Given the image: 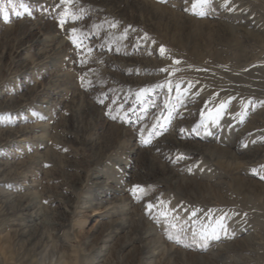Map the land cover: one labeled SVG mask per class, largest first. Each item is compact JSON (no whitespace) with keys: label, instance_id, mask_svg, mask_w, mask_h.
<instances>
[{"label":"rangeland","instance_id":"rangeland-1","mask_svg":"<svg viewBox=\"0 0 264 264\" xmlns=\"http://www.w3.org/2000/svg\"><path fill=\"white\" fill-rule=\"evenodd\" d=\"M194 2L76 0L81 18L62 27L61 0H0V264H82L85 243L94 264H140L141 223L174 252L152 264H264V198L236 181L264 185V0H208L203 16ZM201 26L221 33L210 43ZM10 196L34 205L17 211ZM115 221L125 230L106 251ZM249 238L255 252L239 251Z\"/></svg>","mask_w":264,"mask_h":264},{"label":"bare ground","instance_id":"bare-ground-1","mask_svg":"<svg viewBox=\"0 0 264 264\" xmlns=\"http://www.w3.org/2000/svg\"><path fill=\"white\" fill-rule=\"evenodd\" d=\"M147 7V6H146ZM155 9V8H154ZM147 10V9H146ZM161 10V9H160ZM168 13V12H167ZM163 14V13H162ZM162 25V24H161ZM219 25V24H218ZM191 26V25H190ZM189 26V27H190ZM206 26V25H205ZM219 28H221L222 26L219 25ZM225 27V26H224ZM169 28V27H168ZM201 28L203 29L202 34L207 33L208 34V38L210 39L209 42L213 43V39L214 36H216L215 34L217 33L219 35L220 30L214 29L213 30H208L207 28H205L204 26H201ZM223 28V27H222ZM197 29V28H196ZM205 29V30H204ZM224 29V28H223ZM226 29V27H225ZM179 30V28H178ZM228 30L233 33L234 31L231 28H228ZM202 31V30H201ZM227 31V30H226ZM168 32V31H167ZM183 32V31H182ZM181 32V33H182ZM169 34L171 33L170 31L168 32ZM179 33V32H178ZM221 33V32H220ZM175 34V33H174ZM180 34V33H179ZM201 34V33H200ZM234 34V33H233ZM249 34V33H248ZM178 35V34H176ZM206 35V34H205ZM225 36V35H224ZM228 36V35H227ZM257 36V35H256ZM204 38V37H202ZM218 37H216L217 39ZM219 39V38H218ZM215 40V39H214ZM217 41V40H216ZM207 42V40H206ZM209 46V44H208ZM78 126V125H77ZM87 128V127H86ZM117 131V128H116ZM115 131V132H116ZM111 132V131H110ZM113 132V131H112ZM114 133V132H113ZM115 134V133H114ZM115 136V135H114ZM119 137V136H117ZM208 148V147H207ZM212 149H206V155L208 154L211 158L216 159L217 158V153L220 154L219 159L220 163L222 165H225L226 163L232 168V167H237L238 165H242L241 161L242 159L239 158L234 152L230 151V150H222V151H218V150H212L214 153H212L211 151ZM237 181V193L240 194L244 191H247L248 194H252L254 198L258 199L261 201L262 197L264 198V185L262 184H256L253 183L251 181H247L243 178L238 177L236 179ZM180 182V181H179ZM189 183V182H188ZM212 189V188H210ZM10 200V203L14 204L17 207V211L21 210V211H27L30 208H32L33 201L32 199L30 200L29 197H7ZM247 198L249 200H252V198L249 196H247ZM5 203L7 204V201H5ZM238 208L240 210H249L247 209V207L245 204H237ZM41 214V213H40ZM39 216V212H35L33 214V216L30 217H34V218H38ZM65 219V218H64ZM42 220V219H41ZM44 221V220H43ZM54 221V220H53ZM58 222V221H57ZM50 223V222H49ZM113 224V230L111 232H109L108 237L106 238V240L104 241V247L107 248L106 251H108V248L111 247V242L113 241L112 236L114 234H118L120 231H122L123 229L125 230V224L123 223V221H115V222H111ZM118 225V226H117ZM26 226V225H25ZM28 226V225H27ZM57 226H64L63 223H57ZM24 227V226H23ZM31 227V226H30ZM129 227V226H128ZM27 228V227H26ZM42 228V227H40ZM130 228H133V231H138V234L135 235L134 240L139 242V263L140 264H152V261L155 259V254H160L163 252V254L165 255V259H167V261H170L173 259V254L174 252H172L171 250H166L165 248L160 246V239L156 238V234L154 232V230L152 228H150L149 226L141 223L139 225L136 226H130ZM28 229V228H27ZM30 229V228H29ZM41 229H39L40 232ZM129 230V229H128ZM28 231L24 230L21 234H18L17 236L21 237V236H26V233ZM30 232V231H29ZM39 232H37L35 235L32 236H28V241H29V246L31 247V250L33 252V255L35 256L36 254L39 253L40 249L44 246V242L42 241V237H40ZM134 234V232H133ZM130 236V235H129ZM5 237V236H4ZM13 238V237H12ZM22 240V239H21ZM104 240V239H103ZM3 242V241H2ZM103 242V241H102ZM131 242H133L131 240ZM27 243V242H26ZM89 243V242H88ZM254 239L253 238H249L246 241H243L240 244L239 247V251L245 253V252H250V253H254L255 252V246L254 245ZM22 245V244H21ZM3 247V246H2ZM23 247V246H22ZM47 247V246H45ZM84 258H83V263L82 264H94V257L96 256V252L95 251V246H89L87 243L84 244ZM104 250V249H103ZM157 251V253H156ZM165 251V252H164ZM31 252V253H32ZM100 253V252H99ZM111 253V252H110ZM41 254V253H40ZM176 254V253H175ZM69 255V254H68ZM26 256V255H25ZM30 256V254H29ZM63 256H65V254H63ZM53 257V256H52ZM61 257V256H60ZM89 257V258H88ZM121 257V256H120ZM186 261L191 262L192 264H214V262H211V259H213L215 256H212L209 258H205V257H201V258H189L187 256H183ZM30 258V257H29ZM93 258V259H92ZM72 260V258H70ZM181 259V258H180ZM262 261L264 262V257H262ZM37 260V259H36ZM48 260V259H47ZM46 260V261H47ZM63 260V259H62ZM57 264H61V260H56ZM65 261V260H64ZM122 261V260H121ZM155 261V260H154ZM63 262V261H62ZM257 262V261H255ZM42 263L44 264L45 262L42 261ZM55 263V262H54ZM246 262H244L245 264ZM250 263V262H248ZM64 264V262H63ZM70 264H72L70 262ZM75 264V263H74ZM78 264V263H77ZM251 264V263H250Z\"/></svg>","mask_w":264,"mask_h":264},{"label":"snow or ice","instance_id":"snow-or-ice-1","mask_svg":"<svg viewBox=\"0 0 264 264\" xmlns=\"http://www.w3.org/2000/svg\"><path fill=\"white\" fill-rule=\"evenodd\" d=\"M9 2H12V0H9ZM75 2H76V0H61V6H63V10H62L61 19H60V25L62 27L67 22V20H71V21L75 22V21H77L78 19L81 18L76 12H74L72 10L73 5H74ZM161 2H165V0H161ZM186 2H187V0H186ZM224 2H225V6H228L230 4V0H224ZM207 3H208V0H195V2L192 5V9H193L194 14L203 16L205 14L203 11H196V10H197L198 7H202L203 5H205ZM20 7L24 9V13H28L29 15L31 14L29 9H28V7L25 4H23L22 2L20 4ZM24 13H22L20 11H16L15 15L17 17H21ZM4 19H5L6 22H8V20H9V16L7 15L6 12H5V15H4ZM113 26H115V25H113ZM78 31H79L78 29L73 28L72 29V36L70 38L72 39L73 44H75L77 48H80L82 46L83 39L86 38V34L79 33V35H78ZM144 39L147 40V39H149V37L145 34ZM89 51H91V49H89ZM165 53H166V49L163 46H161L160 47V54L163 56ZM176 63H179V61H176ZM81 79L83 81V77ZM220 107H221V109H223L225 107V105L222 104ZM208 115H209V117H211L213 119H216L219 116V110H217L215 116H213V114L211 112H209ZM113 119H115V117H113ZM198 128H199V125L197 126V128L193 129V131L197 132V134H199L198 133ZM182 158L183 157H179L178 159H182ZM261 167L264 168V166H261ZM189 171H191V169H189ZM253 172L255 173L256 169H253ZM260 178L264 179V174H262L260 176ZM138 193L146 194L145 190L139 185L135 186L132 189V194L137 199L141 198V196L138 195ZM147 207L149 209H151V208H153V205L152 204H148ZM161 216H165V218H166V213H161ZM172 227H175V225H172ZM168 238L170 240H172L174 237H173V235L170 234ZM214 238H218V237H214ZM177 242L179 243L180 241L177 239ZM184 246L185 247H189L190 245L185 244Z\"/></svg>","mask_w":264,"mask_h":264}]
</instances>
